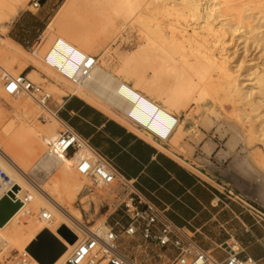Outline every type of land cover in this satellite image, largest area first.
<instances>
[{"label":"bare ground","instance_id":"bare-ground-1","mask_svg":"<svg viewBox=\"0 0 264 264\" xmlns=\"http://www.w3.org/2000/svg\"><path fill=\"white\" fill-rule=\"evenodd\" d=\"M25 1L0 0V22L14 16ZM92 3L96 15L88 19L85 26L61 20L75 8L76 0L62 3V8L48 25L49 35L57 30L55 38L64 39L87 53H96L102 49V61L96 56L97 66L81 84H73L62 75H56L58 72L54 68L44 64L41 60L45 61L48 51L42 56L40 47L34 51L36 56H32L19 42L0 34L1 72L16 74L12 69L13 63L24 68L40 67L48 74L56 75L66 86L79 90L82 95L98 103L141 136L171 153L173 150H180L181 141L192 130L187 126L192 114L186 113L181 118L174 109L183 108L185 102L197 101V96L206 91L203 87H197L203 82L202 74L214 71L223 79V94L236 96L244 106H249V110L240 106L235 109L237 122H250L248 137L257 132L260 136L264 135V0H92ZM122 7L130 8L129 18L137 22L141 32L145 34L146 42L135 50L136 55L170 51V59L163 61L164 67L172 75L170 83L162 87L157 96L132 84L123 74V69L115 70L117 75L109 69L111 55L106 47L102 48V44L112 38L116 26L117 15L110 8L116 11ZM55 26L58 29L54 31ZM91 28L93 32L90 31ZM237 41L244 46L255 45L254 50L258 48L260 52L257 57L263 60L256 61L255 57L246 59L244 55H239L231 61V55L236 51L229 53V46ZM238 45L237 43L236 46L239 47ZM250 45L248 47H252ZM172 51L181 54L173 56ZM33 71L34 68L27 76H34ZM195 75L199 77L196 78ZM120 85H124L127 98L118 95L117 88ZM51 90L55 92L60 87L54 85ZM88 90L100 95V100ZM22 92L24 91L15 95L8 94L17 97L11 104L21 119L13 116L6 123L8 119L3 121L0 111V128L6 134V137L0 139V167L13 180L19 197L28 193L32 198L25 204L18 200L21 202L19 207L6 222L0 224V258L6 256L7 261V258L13 257L9 261L14 264L18 262L19 255L26 251L28 261L25 264H42L28 251V247L42 230L47 229L65 246L51 264H67V257L89 230L104 232L108 225L104 221L99 224L100 227L93 229L85 224L81 211L72 207L85 182L89 180L77 171V163L85 156L86 150L79 149L75 154L68 155L56 148V140L61 131L56 129V122H60L62 126L64 123L58 116L42 111L41 105L33 101L34 97ZM204 95L208 97L211 94L205 92ZM220 95L217 93L210 96L213 100V104L208 107L210 113L219 114L214 103ZM127 112L141 124L151 129H161L164 136L169 135L168 139L154 137L146 128L131 121ZM36 117L42 118L40 123L33 122ZM256 120L258 124L254 123ZM232 128L235 130L233 126ZM240 140V134L232 132L227 147L234 150ZM262 140L264 143V137ZM44 147L46 150L36 166L45 171L46 176L39 184L32 183L28 179L30 169L25 160ZM261 148L264 149V146ZM179 159L185 161L182 157ZM44 211L51 213L50 220L42 218ZM61 226H67L76 235L73 242H69L58 232Z\"/></svg>","mask_w":264,"mask_h":264},{"label":"rangeland","instance_id":"rangeland-1","mask_svg":"<svg viewBox=\"0 0 264 264\" xmlns=\"http://www.w3.org/2000/svg\"><path fill=\"white\" fill-rule=\"evenodd\" d=\"M65 2L66 0H43L41 6L36 9L30 5V0H26L24 6L18 8L14 16H11L6 21L0 22V34L3 37H10L19 42L25 51L32 56H36L34 51L41 47V54L43 56L57 36L55 35L57 27L55 26L53 28L56 32L53 35H49L48 25ZM91 3L92 0H76L75 8L61 19L62 22L74 21L77 25L85 26L88 24V19L90 20L93 18L94 14L96 15L94 6H91L94 3ZM110 10L112 12L114 11L117 15L116 26L113 29L112 38L110 40H105L102 44V48L106 47L108 53L111 55L110 58L112 60L109 69L116 75L117 73L115 70L118 68L123 69V74L126 75L127 79L130 80L132 84L136 85L141 90L157 96L162 90V87L170 83V77L172 75H170L167 68L163 65V61L170 59V51L168 53L153 52L154 54L156 53L155 55L153 53L136 55L135 50L146 42L145 34L141 32L140 25L129 18L131 17L130 8L122 7L116 11L110 8ZM92 11L94 12L92 13ZM20 13L24 15L25 21L23 25L15 23ZM78 16L81 18H77ZM41 19H43V21H41ZM90 31L93 32V29L91 28ZM39 35V41L34 44L33 41L27 43V39L32 40ZM237 43L239 47L236 46ZM237 43L234 44L233 42L229 46V53L232 54L233 51H236L234 55H231V61L237 59L239 55L242 57L244 55L246 59L255 57L256 61L263 60L257 57L260 52H258V48V50H254L256 48H254L255 45L247 44V46H244L242 43L240 44L239 41H237ZM248 45L252 47H248ZM165 46L168 47V45ZM88 53L97 56L99 61H102V49L96 51V53ZM171 53L173 56L177 57L181 54V52L175 53V51ZM41 61L46 64L43 60ZM32 68H34L32 72L34 76L27 77L51 93V99L47 104V108L51 111H54L53 104L61 103V98L64 94H79L87 100L99 105L87 96L82 95L79 90L72 89V87L66 86L63 82H60L56 77V75H60L59 73L52 76L48 74L47 71L37 66L24 68L18 63L12 64L13 71H16L14 75L21 72L27 75ZM195 77L198 78L199 75H195ZM202 77L203 82L198 84L197 87L205 88L206 94L216 95L218 93L222 95L219 96V99L216 98L214 103L219 114L209 112L208 107L213 104V100L212 97H210L211 95L208 97L204 95L205 92H201L197 96V101L194 103L188 101L185 102L183 108H175L174 110L181 118H184L186 113L192 114V117L187 121V126L191 127L192 130L185 136L184 140L181 141L180 150H178V152L177 150H173L170 155L178 160H180L179 157H182L185 160L182 162L187 164L188 168L195 172H197V168L205 174L204 176L208 178V180L218 185H220V183L223 184L225 187L223 190L228 194H230L229 191H231V194L236 195V197L248 201L249 204L255 208V212L253 211L254 214L264 218V149L261 148V146H264L262 140L264 135L260 136V133L257 132L251 137H248L250 122H237V116L235 115L236 107H245L249 110V106H244L236 96L231 97L223 94L221 89V82L223 79L219 73L209 71L202 74ZM241 78H243V75ZM54 85L60 87V90L55 92L54 90L52 91L51 88H53ZM0 87V111L3 116V121H7L8 119L6 122L8 123L13 116L21 119L18 113L14 111L13 105L11 104L17 97L6 94L1 82ZM88 91L92 93V95L95 94L90 90ZM22 93L27 95L25 91ZM28 95L33 98L30 93H28ZM95 95L97 96L98 94ZM96 96L95 98L100 100L101 96ZM223 96L227 97L224 98ZM33 101L38 103L35 99ZM40 107L42 111L52 114L45 107ZM206 114H208L207 117H205ZM41 119V117H36L33 119V122L40 123L39 121ZM118 120L123 122L120 119ZM245 120L248 119L246 118ZM123 123L126 124L125 122ZM254 123L258 124V120ZM127 126L130 127L129 125ZM56 129L62 130L64 126H62L60 122H56ZM232 132H237L241 136V140L234 150L227 147ZM3 137H6V134L0 128V139H3ZM45 150L46 147L40 149L25 160L30 169V174L28 173V176L32 183L35 182L39 184L46 176L45 171L36 166ZM125 201H127L126 193L122 191V188L116 182L111 186L100 188L94 186L92 182L88 180V182H85L77 199L72 203V207L81 211L85 224L93 227V229L100 227L99 224L104 221L108 227L114 225V223L118 221L119 225L117 226L121 229L123 225L129 222V218L124 212ZM96 221H98V223H95ZM48 243L47 241V244ZM235 246L238 248V245ZM119 247L122 252L140 264H172V260L176 255V249L174 247H163L155 241L145 242L139 234L134 236L122 234ZM5 259L6 256L0 258V264H12L11 261L13 257L7 258V261Z\"/></svg>","mask_w":264,"mask_h":264},{"label":"crops","instance_id":"crops-1","mask_svg":"<svg viewBox=\"0 0 264 264\" xmlns=\"http://www.w3.org/2000/svg\"><path fill=\"white\" fill-rule=\"evenodd\" d=\"M24 21L20 13L15 23L23 25ZM53 108L65 125L109 159L122 175L134 180L147 201L161 209L173 224L192 232L214 258L225 259L227 244L235 243L240 257L264 264V218L254 214L255 208L248 201L231 191L228 194L223 184L208 180L197 168L199 174L188 168L79 94H64Z\"/></svg>","mask_w":264,"mask_h":264},{"label":"built area","instance_id":"built-area-1","mask_svg":"<svg viewBox=\"0 0 264 264\" xmlns=\"http://www.w3.org/2000/svg\"><path fill=\"white\" fill-rule=\"evenodd\" d=\"M42 1L30 0V5L38 9ZM39 40L40 35L33 40V44ZM47 51L44 62L76 85L88 78L98 63L95 55L87 53L59 37L53 40ZM0 81L6 94L15 95L19 91L28 92L41 106L47 108L51 93L30 80L23 72L17 75L3 72L0 75ZM117 93L122 97H128L124 85L117 88ZM49 111L57 116V110L49 109ZM127 117L139 127L146 128L154 137L160 140L168 139L169 135L164 136L161 129H151L141 124L130 112H127ZM56 148L68 155L75 154L79 149H85V156L81 157L77 163V171L89 178L94 186L100 188L111 186L116 182L126 193L127 201L124 202V212L129 218V222L121 229L118 228L119 222L117 221L114 225L106 228L104 232L89 230L67 257V264H140L120 249L119 241L122 234L126 236L139 234L145 242L155 241L163 247H174L176 255L172 264H261L251 257H240L235 243L227 244L229 253L225 259L214 258L209 250L204 249L196 241L192 232L169 221L161 209L140 194L135 187L134 180L122 175L109 159L95 151L86 139L65 124L56 140ZM4 196L20 200L23 204L30 202L32 198L28 193H23L19 197L13 180L0 167V200ZM42 218L50 220L52 215L49 211H44ZM18 259V262L14 264H25L28 261L27 252L21 253Z\"/></svg>","mask_w":264,"mask_h":264},{"label":"water","instance_id":"water-1","mask_svg":"<svg viewBox=\"0 0 264 264\" xmlns=\"http://www.w3.org/2000/svg\"><path fill=\"white\" fill-rule=\"evenodd\" d=\"M20 203V201L13 200L8 196H4L0 200V224L9 219ZM58 232L69 242H73L76 239V235L67 226H61ZM47 241L50 244H47ZM64 248L65 246L49 230L44 229L28 247V251L42 264H51Z\"/></svg>","mask_w":264,"mask_h":264}]
</instances>
